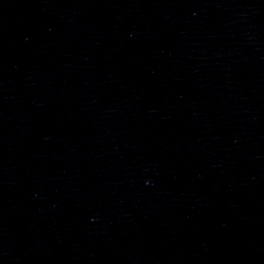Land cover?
<instances>
[{
	"label": "water",
	"instance_id": "1",
	"mask_svg": "<svg viewBox=\"0 0 264 264\" xmlns=\"http://www.w3.org/2000/svg\"><path fill=\"white\" fill-rule=\"evenodd\" d=\"M0 264H264V0H0Z\"/></svg>",
	"mask_w": 264,
	"mask_h": 264
}]
</instances>
